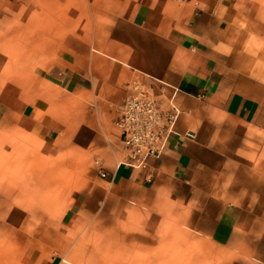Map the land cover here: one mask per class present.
Returning <instances> with one entry per match:
<instances>
[{
    "label": "crops",
    "instance_id": "1",
    "mask_svg": "<svg viewBox=\"0 0 264 264\" xmlns=\"http://www.w3.org/2000/svg\"><path fill=\"white\" fill-rule=\"evenodd\" d=\"M133 79L180 110L143 170ZM0 264H264V0H0Z\"/></svg>",
    "mask_w": 264,
    "mask_h": 264
},
{
    "label": "built area",
    "instance_id": "2",
    "mask_svg": "<svg viewBox=\"0 0 264 264\" xmlns=\"http://www.w3.org/2000/svg\"><path fill=\"white\" fill-rule=\"evenodd\" d=\"M128 93L117 107L114 120L120 133L124 152L122 164L143 170L150 162L159 160L169 142L177 136L175 129L180 110L169 100L164 107L152 92V88L141 80L133 79L127 84ZM185 139H193L192 132L184 134ZM105 177L106 173L101 172ZM146 180L151 178L146 176Z\"/></svg>",
    "mask_w": 264,
    "mask_h": 264
}]
</instances>
